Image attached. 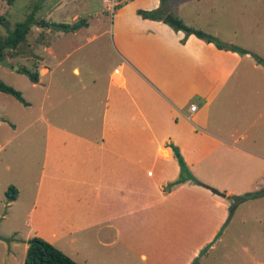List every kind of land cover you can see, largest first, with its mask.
Wrapping results in <instances>:
<instances>
[{"label":"crops","instance_id":"obj_1","mask_svg":"<svg viewBox=\"0 0 264 264\" xmlns=\"http://www.w3.org/2000/svg\"><path fill=\"white\" fill-rule=\"evenodd\" d=\"M201 1L166 0L164 11L226 49L139 15L158 10L160 0H133L113 17L93 0H78L72 21L54 24L61 29L53 38L59 39L60 31L77 40L75 48L91 53L93 64L88 70L73 64L67 74L76 84L47 89L48 110L27 124H42L43 131L22 140L39 149L42 161L25 239L38 237L77 264H92L98 246L118 254L136 251V258L146 260L129 238L116 242L120 231H129L132 217L126 215L171 218L180 210L176 200L188 206L198 199L196 203H204L200 210L211 205L217 212L211 220L203 217L215 220L217 231L227 197L264 191V65L240 42L246 34L257 35L253 0H204L205 11L195 8ZM75 23H80L78 29L63 30L62 25ZM50 27L43 30L46 36L54 30ZM25 42L14 51H21ZM231 46L247 54L228 50ZM43 51L55 57L53 48L46 45ZM103 57L107 62H101ZM99 64L107 67L100 77ZM34 66L39 78L31 85L36 89L52 70ZM192 104L197 108L189 113ZM8 124L0 120L1 126ZM170 144L207 188L186 184L164 193L179 174ZM18 189L7 204L16 203ZM107 231H115L111 242L105 241ZM59 235L76 248L66 247Z\"/></svg>","mask_w":264,"mask_h":264},{"label":"rangeland","instance_id":"obj_2","mask_svg":"<svg viewBox=\"0 0 264 264\" xmlns=\"http://www.w3.org/2000/svg\"><path fill=\"white\" fill-rule=\"evenodd\" d=\"M93 3L103 7L98 0H93ZM250 4L255 12L253 20L258 25L257 35L251 37L246 34L240 38V42L264 61V0H253ZM79 5L81 3L78 0H15L11 5L0 0V15L8 23L7 28L0 26V41L17 24L27 21L28 16H32L36 23L44 20L50 26H56L54 24L62 21L71 22L73 16L78 14ZM183 6L184 10H189V5L185 3ZM207 6L208 3L202 0L201 6L195 8L205 11ZM188 16L194 17L190 12ZM43 30L41 26L32 25L21 51H6L4 61L8 65L0 61V82L18 91L28 104L25 106L13 96L0 92V120L9 123L8 126L0 125V264H23L26 254L24 244L31 241L25 239L27 233L31 232L27 213L34 203L42 161L39 149L30 144L29 140L27 143L24 141L35 130L43 131V125L31 127L27 124L33 122L43 109L48 110L47 89L52 91L55 87L66 88L76 84V78L67 74L73 64L83 65L86 70L93 64V59L88 61V58H92L91 53L87 54L86 50L77 51V40H68L64 32L60 31H57L60 38L54 39L52 35H56L55 30L47 36ZM258 38L261 40L258 41ZM46 45L53 48L55 57L43 51ZM68 52L69 56H66ZM103 58L101 62H107L106 57ZM35 64L51 69L53 75L51 73L42 77L43 85L33 89L28 76L21 70L27 68L31 72L37 71L34 69ZM97 67L96 76L100 77L107 67L103 64ZM32 149L36 150L35 154L26 157V153H31ZM186 184L176 186L171 191ZM18 186L21 196L18 194L15 204H7L6 190L8 187L19 190ZM179 196L181 198L183 193ZM197 201L195 199L185 206V200H176L175 206L180 209L179 213L166 219L153 220L141 214L126 215L127 218L132 217L129 231H120L116 242L129 238L131 245L139 250L137 255L143 253L146 260L136 258V251L128 253L127 249L125 254H118L115 249L98 246L92 264H264V197L236 206L228 200L224 201L228 209L223 212L224 222L217 231H214L215 220L211 223L203 219L204 214L210 218L216 216L217 212L210 209L211 205L200 210L199 207L204 203ZM105 234L106 242L116 237L115 231H107ZM59 237L66 247L76 248L69 246L72 241L64 240V235Z\"/></svg>","mask_w":264,"mask_h":264},{"label":"trees","instance_id":"obj_3","mask_svg":"<svg viewBox=\"0 0 264 264\" xmlns=\"http://www.w3.org/2000/svg\"><path fill=\"white\" fill-rule=\"evenodd\" d=\"M7 5H11L15 0H2ZM166 6V0H160V8L152 12H139L143 18L162 21L174 31H181L185 34L186 37L194 35L198 39H201L208 43H214L217 48L226 49L224 46L219 45L213 37L207 35L201 31L192 29L184 24V22L173 15L171 12H165L164 8ZM32 25H38L42 28H47L50 24L46 23L44 20L36 23L33 21L32 16H28L27 21L24 23L17 24L12 31L7 32V36L3 41H0V61L6 60V51H14L19 44L26 40L27 35L30 32ZM0 26H8L7 21L0 15ZM80 23H75L72 26L62 25L64 31H73L78 29ZM228 50L236 52L240 55L247 54V52L239 47L231 46ZM22 73L26 74L31 83L38 82V72L30 71L27 68L21 70ZM0 92L9 94L17 99L20 103L26 105L25 101L21 97V94L18 91H15L13 88L6 86L0 82ZM173 157L176 160L179 167V175L174 182L168 183L164 187L165 192H170L172 188L180 186L183 184H193L199 187L207 188L203 183H201L189 170L186 163L184 162L183 157L181 156L178 148L172 144L169 145ZM209 189V188H208ZM5 197L7 198V203L12 202L17 197V190L14 187H8L5 192ZM227 199L233 203V206L239 204L241 201L237 200L235 196H229ZM31 243L28 245L26 250L25 259L23 264H77L68 256L63 254L60 250L53 247L48 242L39 239L32 238Z\"/></svg>","mask_w":264,"mask_h":264},{"label":"built area","instance_id":"obj_4","mask_svg":"<svg viewBox=\"0 0 264 264\" xmlns=\"http://www.w3.org/2000/svg\"><path fill=\"white\" fill-rule=\"evenodd\" d=\"M133 0H100L104 10L113 17L115 11L122 5L132 2ZM196 105L192 104L189 107V113H194L196 111Z\"/></svg>","mask_w":264,"mask_h":264},{"label":"water","instance_id":"obj_5","mask_svg":"<svg viewBox=\"0 0 264 264\" xmlns=\"http://www.w3.org/2000/svg\"><path fill=\"white\" fill-rule=\"evenodd\" d=\"M167 11V9H165ZM51 29H54V30H60L61 27L59 26H51ZM253 58L257 59L260 63H262L264 65V61L259 59L257 56L255 55H252ZM3 63L5 65H8L7 61H3ZM17 69V68H16ZM210 191L216 195H218L219 197H222V198H225V195L222 194V193H219L213 189H210ZM264 196V191H261V192H255V193H249V194H246V195H241V196H236L235 198L239 201H248V200H252V199H255V198H258V197H262ZM31 242L29 241L28 242V245L30 244Z\"/></svg>","mask_w":264,"mask_h":264}]
</instances>
